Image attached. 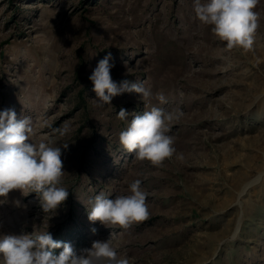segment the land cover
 <instances>
[{
    "label": "rangeland",
    "instance_id": "rangeland-1",
    "mask_svg": "<svg viewBox=\"0 0 264 264\" xmlns=\"http://www.w3.org/2000/svg\"><path fill=\"white\" fill-rule=\"evenodd\" d=\"M256 10L243 52L225 50L194 0H0V112L30 116L33 141L61 149L69 191L47 213L35 193L10 192L0 236L48 230L80 254L113 233L134 264H264V0ZM109 52L113 80L142 82L148 101H95L88 77ZM176 106L184 116L170 134L183 159L136 161L119 133L135 114ZM135 179L149 193L146 221L123 230L88 220L96 195L126 194Z\"/></svg>",
    "mask_w": 264,
    "mask_h": 264
},
{
    "label": "clouds",
    "instance_id": "clouds-1",
    "mask_svg": "<svg viewBox=\"0 0 264 264\" xmlns=\"http://www.w3.org/2000/svg\"><path fill=\"white\" fill-rule=\"evenodd\" d=\"M259 0H194V12L201 24L210 26L214 36L224 42L225 50L253 49L255 34L260 26V13L256 10ZM109 52L101 59L88 77L92 82L101 106L110 104L113 97L124 92H135L146 102L152 97L150 89L142 82L119 84L111 75L114 65ZM160 103H166L162 92L156 93ZM129 113L121 108L117 118L127 120ZM184 116L179 106L171 110L152 107L142 114H135L127 128L119 133V142L136 161H148L156 167L163 166L174 156L183 159L175 147L176 137L171 127ZM67 130H60L61 135ZM35 135L30 116L18 119L15 110L0 112V204L7 203L9 193L17 190L22 196L35 193L44 213L55 211L69 196L62 184L63 161L61 149L49 143L33 141ZM64 148L68 144L63 145ZM149 193L142 181L135 179L128 184L126 194L107 198L96 195L88 220L104 227L127 230L150 217ZM17 206L20 201L14 202ZM95 232V229H93ZM113 233L107 240H96L90 248L77 254L68 242L56 241L48 232L7 234L0 236V264H134V259L121 257L113 244ZM62 249L58 254L54 250Z\"/></svg>",
    "mask_w": 264,
    "mask_h": 264
}]
</instances>
